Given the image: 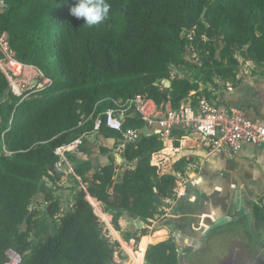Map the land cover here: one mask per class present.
Listing matches in <instances>:
<instances>
[{
	"label": "trees",
	"instance_id": "1",
	"mask_svg": "<svg viewBox=\"0 0 264 264\" xmlns=\"http://www.w3.org/2000/svg\"><path fill=\"white\" fill-rule=\"evenodd\" d=\"M1 1L0 36L5 33L16 59L37 67L49 83L16 95L0 71V264L8 249L19 253V264H117L120 246L82 189L65 212L51 194L44 218L30 210L44 179L61 177L50 172L56 148L91 133L113 100L143 94L177 108L192 91L194 101L210 98L215 79L235 84L238 57L264 66V0H107V19L92 27L71 15L75 0ZM173 69L184 75L174 76ZM142 127L128 115L121 132L102 120L96 133L117 145L125 131ZM160 149L155 134L126 142L121 157L134 164L120 180L111 157L97 171L88 159L67 157L119 230L123 214L146 224L161 199L174 197V173L183 171L185 160L163 171L151 163ZM74 174L68 177L79 186ZM254 213L264 220L258 205ZM48 218L59 220L49 233ZM138 230L147 233L143 225ZM139 236L123 232L134 244ZM143 241L138 257L145 251L144 264H181L172 238L147 247Z\"/></svg>",
	"mask_w": 264,
	"mask_h": 264
},
{
	"label": "crops",
	"instance_id": "2",
	"mask_svg": "<svg viewBox=\"0 0 264 264\" xmlns=\"http://www.w3.org/2000/svg\"><path fill=\"white\" fill-rule=\"evenodd\" d=\"M238 61L240 67L236 75V83H225L220 79H215V85L208 86L210 98L243 108L251 120L263 123L264 66L256 65L254 61L243 60L239 57ZM89 134H91L90 137H88ZM89 134H85V137L89 139L96 136L98 145L90 142L87 146L91 147L90 150H85L84 147L80 148V151L74 156L83 160L88 159L92 164V171H97L101 165L109 161V155L113 154L115 160H120V162L116 161L115 172V180H120L124 170L133 167L134 163L122 159L121 144L115 145L114 139L104 137L96 132ZM118 150L121 151L120 154ZM67 159L74 170V163L68 157ZM181 159L185 160L183 171H178L182 182L179 185L175 179L174 197L160 200L158 210L147 218L151 224L148 222L140 224L139 219L123 214L118 221L120 229L116 230L111 223L112 215L105 213L101 206H97L96 199H92V202L96 204L97 215L106 221L105 225L110 237L119 244L123 260L128 255L130 259L128 264H144L145 251L142 260H138L140 242L143 237L149 239L146 247L170 237L178 252L183 245L197 243L196 245L200 246L203 241L201 238H207L213 229L228 227L231 222L235 221H244L247 228L251 229V233L246 230L245 240L239 242V249L232 253L233 258L235 255L237 259L238 256L239 258L246 256L247 260H250V264H253L259 256L264 257V245H260L257 231L252 228L255 220H258L255 217L254 205L261 207L264 215V148L248 144L233 156L220 151L208 153L199 148L186 149L179 153L175 162ZM173 164L171 167H167L168 171L173 170ZM67 180L72 181L68 175L60 177L56 181L47 179L51 189L54 190H56L54 182H60L59 185H64V188L70 186ZM49 184L43 182L40 191L34 197H38L42 193H51ZM75 186L77 185L75 184ZM66 193L69 194L67 197L70 199L68 201H70L69 205L72 209L77 191L72 187L62 192V195L66 196ZM61 204L59 203V205ZM142 225L150 228V231L139 236L134 232ZM262 231L259 232V235L264 238V229ZM123 232H129L133 236L138 235L137 244H134V239L125 240ZM170 234L174 237H171ZM161 235L163 237H160ZM123 260H118V263Z\"/></svg>",
	"mask_w": 264,
	"mask_h": 264
},
{
	"label": "built area",
	"instance_id": "3",
	"mask_svg": "<svg viewBox=\"0 0 264 264\" xmlns=\"http://www.w3.org/2000/svg\"><path fill=\"white\" fill-rule=\"evenodd\" d=\"M3 7L0 0V9ZM0 71L8 82L9 90L16 95L24 94L30 87L40 88L49 83L37 67L16 59L5 33L0 36ZM193 94L192 91L177 108H173L167 101L158 104L143 94L125 100H113V106L103 112V118L98 117L95 120L92 132L99 129L102 120L109 129L121 132L126 117L137 116L142 120L143 127L125 131L123 133L125 142H122L121 148L126 142H135L142 133L155 134L161 142V149L151 155V163L164 171H168L167 167H171L179 153L186 149L199 148L208 153L220 151L233 156L248 144L264 148V122L251 120L243 108L205 95L197 97L194 101ZM82 145L83 138L78 137L58 146L55 150L58 159L50 172L61 177L74 174L67 156L77 154ZM174 174L177 184L180 185L182 182L180 174L178 172ZM75 178L97 215L96 204L92 202L93 197L87 192L86 185L79 177ZM96 202L97 206H101L98 201ZM6 255L7 260L4 264H19L21 257L15 250L8 249Z\"/></svg>",
	"mask_w": 264,
	"mask_h": 264
},
{
	"label": "rangeland",
	"instance_id": "4",
	"mask_svg": "<svg viewBox=\"0 0 264 264\" xmlns=\"http://www.w3.org/2000/svg\"><path fill=\"white\" fill-rule=\"evenodd\" d=\"M172 74L174 76L175 75H179V76L184 75V73L182 71L175 70V69H173ZM41 82L43 83L42 80H41ZM90 136H91V134H89L88 137H90ZM83 140H84V145H82L80 148L84 147L85 150L91 149V147H87L88 143H90V142H94V144L98 145L96 136H92L91 138L87 139L84 135ZM122 142H125V140L123 139L120 142L118 141L117 144L120 145V144H122ZM79 151H80V149H79ZM112 151H114V150H112ZM114 152H116V151H114ZM120 152L121 151H119V154H120ZM109 157L114 159L115 164L117 163L116 161L120 162V160H118V159L115 160V157L113 154H110ZM44 180H45V181H43L44 183H46V184L50 183L49 181H47V179H44ZM67 182H69L70 186L65 187V188H64V185H59L60 182L59 183L54 182L53 185L56 187L55 188L56 190L51 189L50 184L48 185V187L51 189L52 192L47 193V194H51L52 199L55 198L59 203H62L60 205V209H62L61 212H65V211L70 209V205H69L70 201H68L70 199L67 197L69 194L67 195V193H66V196H63L62 192L66 191V189H70L72 187L77 192L81 190L80 186H75L74 181L67 180ZM57 192H60L61 194H58ZM47 194L42 193V194L38 195V197H34L31 201L30 206H29L30 210L37 211L41 215V218H44L46 206L50 203L48 200ZM63 194L65 195V193H63ZM60 198H62V200H60ZM101 220H103V219L101 218ZM44 222L46 224L47 233H49V231L56 229L59 226V222H58L57 218H48V219H45ZM104 222L106 224V221H104ZM243 222L244 221H235V222H231L230 226H228V227H219L217 229H213L212 233L207 238H205V237L201 238L203 241L201 242L200 246H198L199 244L196 245L197 243H195L196 246L195 245H183L178 250V254H179L181 264H224L227 260H229V258H231L230 256L232 255L233 252H235V251L237 252V250L239 249V245H238L239 242L245 240L246 230L248 233L249 232L251 233V229L247 228V226ZM148 224H151V222L150 223L148 222ZM252 228H255V230L257 231V236H258V239L260 241V245H264V238H261V236L259 235V232H263L262 229H264V221L262 222L259 220H255L254 226ZM149 231H150V228H147V233H149ZM139 232H140L139 230H136V232H134V233L139 234ZM170 235H171V237H174L172 234H170ZM160 237H163V235H161ZM174 239L176 240L177 238H174ZM143 240L146 242V245H147V242L149 239L146 237H143L141 239V242ZM141 242H140V244H141ZM144 247H145V244H143L141 246V249H142L141 253L143 252V250H145ZM132 249H133V251H135V248H133V246H132ZM232 257H233V255H232ZM254 258H255V256L253 257V259ZM115 260L117 262H119L118 260H120V256L116 255ZM138 260L139 261L141 260L140 257H138ZM238 260H239L238 264H250V260H247L246 256H241L240 258L238 256ZM129 261H130V259H129V256L127 255V258H125V260H123L121 263H117V264H128Z\"/></svg>",
	"mask_w": 264,
	"mask_h": 264
},
{
	"label": "clouds",
	"instance_id": "5",
	"mask_svg": "<svg viewBox=\"0 0 264 264\" xmlns=\"http://www.w3.org/2000/svg\"><path fill=\"white\" fill-rule=\"evenodd\" d=\"M109 9L107 0H75L69 11L76 18H83V24L92 27L107 19Z\"/></svg>",
	"mask_w": 264,
	"mask_h": 264
},
{
	"label": "flooded vegetation",
	"instance_id": "6",
	"mask_svg": "<svg viewBox=\"0 0 264 264\" xmlns=\"http://www.w3.org/2000/svg\"><path fill=\"white\" fill-rule=\"evenodd\" d=\"M239 260L237 259V256L235 255L234 258L227 260L224 264H238ZM253 264H264L263 260L260 261L258 258L254 260Z\"/></svg>",
	"mask_w": 264,
	"mask_h": 264
},
{
	"label": "water",
	"instance_id": "7",
	"mask_svg": "<svg viewBox=\"0 0 264 264\" xmlns=\"http://www.w3.org/2000/svg\"><path fill=\"white\" fill-rule=\"evenodd\" d=\"M164 84H165V86H167V85H168V82H165ZM139 222H140V224H142V221L139 220ZM258 259H259L260 261L263 260V262H264V257L259 256Z\"/></svg>",
	"mask_w": 264,
	"mask_h": 264
}]
</instances>
